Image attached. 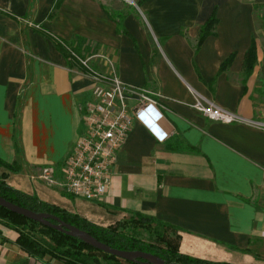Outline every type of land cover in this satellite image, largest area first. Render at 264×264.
<instances>
[{"label":"crops","instance_id":"crops-1","mask_svg":"<svg viewBox=\"0 0 264 264\" xmlns=\"http://www.w3.org/2000/svg\"><path fill=\"white\" fill-rule=\"evenodd\" d=\"M260 10L264 0H0V159L20 169L7 182L103 226L128 212L155 217L178 228L184 255L264 264V128L193 107L198 94L264 123L256 71L244 69L253 43L259 59ZM72 53L109 56L122 81L162 105L161 134L135 118L103 203L38 178L53 166L61 183L84 129L93 81ZM19 235L0 219V264H66L28 255Z\"/></svg>","mask_w":264,"mask_h":264},{"label":"built area","instance_id":"built-area-1","mask_svg":"<svg viewBox=\"0 0 264 264\" xmlns=\"http://www.w3.org/2000/svg\"><path fill=\"white\" fill-rule=\"evenodd\" d=\"M72 54L93 81L91 99L83 107L84 129L64 161L61 183L55 178L53 166L42 168L38 178L61 185L71 195L103 203L109 194L118 153L129 137L135 118H142L161 134L162 105L158 92L122 81L109 56ZM95 58L102 59L108 69H96L92 63ZM131 100L135 101L134 105H130ZM193 107L211 121L249 123L264 128L263 122L245 119L202 95L197 94Z\"/></svg>","mask_w":264,"mask_h":264},{"label":"trees","instance_id":"trees-1","mask_svg":"<svg viewBox=\"0 0 264 264\" xmlns=\"http://www.w3.org/2000/svg\"><path fill=\"white\" fill-rule=\"evenodd\" d=\"M215 20L210 19L202 30V38L205 37L214 26ZM257 62V48L253 43L246 54L244 69L245 74H252ZM19 167L8 164L0 159V195L7 200L20 206L29 208L36 212L53 214L63 221L72 224L80 229L89 232L98 240L108 244L112 248L121 250H141L150 252L163 258L168 264H231L228 262H215L200 259L180 253V235L178 228L159 220L155 217L143 213H131L133 217L129 220L132 224L121 222L118 217L114 224L103 226L97 224L79 214L69 212L60 206L43 202L37 196L27 194L7 182V178L12 172L19 171ZM0 219L9 221L20 235L18 244L28 254L36 257H56L62 259L66 264H102V259L110 260L114 264L127 263L141 264L136 261H127L107 254L85 243L78 237L70 236L54 228L44 226L23 215L14 213L0 205ZM30 223L39 224L52 234L51 240L38 238ZM154 224V225H153ZM143 229L140 231L139 229ZM144 231V232H143ZM171 232V233H170ZM156 239V242L145 240L142 236ZM165 235H172L174 242H171ZM163 243L164 245L160 244ZM102 257H99V254Z\"/></svg>","mask_w":264,"mask_h":264},{"label":"water","instance_id":"water-1","mask_svg":"<svg viewBox=\"0 0 264 264\" xmlns=\"http://www.w3.org/2000/svg\"><path fill=\"white\" fill-rule=\"evenodd\" d=\"M0 205L10 211L23 215L28 219L34 220L44 226H48L64 232L70 236L78 237L90 246L101 250L107 254L114 255L127 261H136L141 264H168L163 258L150 252L141 250H121L112 248L108 244L98 240L89 232L69 224L59 217L45 212H36L29 208L13 203L0 195Z\"/></svg>","mask_w":264,"mask_h":264},{"label":"rangeland","instance_id":"rangeland-1","mask_svg":"<svg viewBox=\"0 0 264 264\" xmlns=\"http://www.w3.org/2000/svg\"><path fill=\"white\" fill-rule=\"evenodd\" d=\"M258 14L261 16L264 15V11L260 10L258 11ZM261 30H260V41H261V50L259 53V59L257 58V62L255 64V71H256V77H257V89L254 92V99H255V104H256V108H257V117L259 120L264 121V16L261 20ZM254 71V70H253ZM253 73V72H252ZM133 216L131 214H124L122 215L120 221L121 222H127V224H132L129 220L132 218ZM154 225V224H153ZM29 226L33 229L35 235L42 239V240H51L52 234L47 231L46 229H44L42 226H40L39 224H35V223H30ZM140 231H142L143 229H139ZM144 232V231H143ZM171 233V232H170ZM166 238L168 240H170L171 242H174V238L172 235H165ZM145 240H149L151 242H156V239H152L149 238V236L143 235L142 236ZM157 243V242H156ZM161 245H164L163 243L160 242ZM99 254V253H98ZM99 257H102L100 254L98 255ZM103 263H113L110 260H106V259H102ZM125 264H134V263H127L126 261H124Z\"/></svg>","mask_w":264,"mask_h":264}]
</instances>
